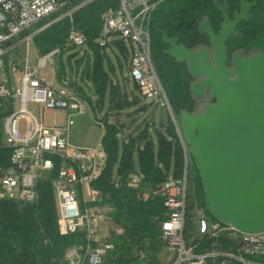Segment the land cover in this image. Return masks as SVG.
<instances>
[{"label":"built area","instance_id":"obj_1","mask_svg":"<svg viewBox=\"0 0 264 264\" xmlns=\"http://www.w3.org/2000/svg\"><path fill=\"white\" fill-rule=\"evenodd\" d=\"M93 1L0 0V109L6 111L1 122L2 142L11 149L10 167L0 169V198L25 203L35 201L36 184L42 173L46 174L52 181L57 201L60 232H85L84 244L72 245L65 252L70 264H101L112 248L110 238L100 234V223L107 219V213L101 203L102 192L93 185L103 172L106 153L101 144L87 147L69 143L72 116L91 112L90 103L76 86L44 81L37 69L47 63L53 66L55 55L63 49L87 43L88 37L73 23L72 13ZM163 1L118 0L116 7L105 12L96 37L100 46L117 38L124 41L130 52V78L138 84L146 100L159 99L166 106L182 147L180 176L169 175L160 187L152 189L144 184L143 175L134 170L128 175L129 183L144 190L148 188L146 194L157 195L163 200L166 211L160 221V234L172 251L168 264H264V230L245 231L216 215L199 212L194 215V228H187L190 147L151 54V20L155 8ZM58 11L63 12L57 19L71 18L64 45L37 56L35 64L31 63L26 50L18 83L4 77L3 60L16 47L18 41L14 39L34 23ZM30 38V35L25 36L27 44ZM17 70L19 67L11 63L9 71ZM30 102L37 107H28ZM58 110L63 111L64 121H47L45 113ZM111 230L121 233L123 229L114 226ZM208 240L209 244L202 245Z\"/></svg>","mask_w":264,"mask_h":264},{"label":"trees","instance_id":"obj_2","mask_svg":"<svg viewBox=\"0 0 264 264\" xmlns=\"http://www.w3.org/2000/svg\"><path fill=\"white\" fill-rule=\"evenodd\" d=\"M258 1L264 4V0ZM117 5L118 0H95L72 13L73 23L84 30L88 37L87 44L94 52L88 76L96 87L99 103L104 101L110 88L111 65L106 66L109 62L105 59L104 50L108 45H114L124 56L130 53L122 39H113L106 46H100L96 41L105 12ZM175 9L178 8L165 6L153 17L151 26L154 28L156 19L172 14ZM70 23L71 18L64 16L33 35V43L41 55L64 45ZM158 54L157 70L166 92L168 90L172 96L173 111L179 114L181 108L192 110L188 73L168 55L161 51ZM77 89L90 103L91 97L81 88ZM110 92L111 105L117 110L135 106L139 102L136 96L115 101V91L112 89ZM140 109L145 110L146 105L140 106ZM5 114L6 111L0 109V169H7L11 165V149L2 142L1 122ZM102 123L104 132L101 145L106 153V163L93 185L102 192L101 203L110 207L106 213L111 225L123 230L121 233L111 230L109 238L112 248L101 264H161L156 253L165 244L160 234V221L166 211L163 200L157 195L146 194L148 188L144 190L130 184L128 175L134 170L138 171L143 175L144 184L152 189L160 187L169 175H181L183 152L173 122L169 117L166 123L158 126L145 123L135 134H128L126 138L119 136L126 129L123 124L109 121L106 117ZM36 187L38 196L33 202L0 198V264H70L65 257L67 248L85 242L84 230L60 232L51 179L46 174L42 175ZM202 193L205 195L203 186ZM194 215L188 208L189 229L194 228ZM206 244H209V240L202 243Z\"/></svg>","mask_w":264,"mask_h":264},{"label":"water","instance_id":"obj_3","mask_svg":"<svg viewBox=\"0 0 264 264\" xmlns=\"http://www.w3.org/2000/svg\"><path fill=\"white\" fill-rule=\"evenodd\" d=\"M239 4L231 22L227 4L215 0L224 15L218 36L207 19L200 25L213 43L214 66L206 49L195 52L162 33L170 43L167 52L178 61L188 57V71L202 77L190 85L192 94L203 101L209 91L214 99L197 111L181 108L178 114L200 166L208 205L216 216L257 232L264 230V54L236 59L234 69L223 64L225 40L248 8L246 0Z\"/></svg>","mask_w":264,"mask_h":264},{"label":"rangeland","instance_id":"obj_4","mask_svg":"<svg viewBox=\"0 0 264 264\" xmlns=\"http://www.w3.org/2000/svg\"><path fill=\"white\" fill-rule=\"evenodd\" d=\"M170 2L172 0H169ZM174 1V0H173ZM172 1V2H173ZM183 2V0H179ZM170 4L168 1L160 2L153 12V17L165 6ZM63 11L54 12L51 15L42 18L40 21L34 23L26 31L19 34L14 40L18 41L16 47L11 49L3 60L5 66V76L13 79L14 83H18L17 77L20 75V69L15 72L9 71L11 63H14L17 67L23 65L26 50L29 52V58L32 64L36 63L37 56H40L38 49L33 43V35L40 29L44 28L51 22L55 21L57 17ZM152 17V19H153ZM30 35V41L27 44L24 39L25 36ZM152 41L154 34L151 31ZM152 62L156 70L158 69V51L159 48L153 45L152 42ZM105 59L111 65L110 74V88L106 93L104 101L99 103L98 94L96 92L95 85L89 79V71L92 67L94 60V52L89 44H83L81 46H69L62 50V52L55 55L54 67L47 63L42 66H38L37 72L39 77L47 82L54 83H68L81 88V90L91 97L90 108L85 113H77L72 116L73 123L69 127L68 141L75 146H88L96 147L99 145L104 128L95 123L97 121H103L106 117L109 121H118L119 124H123L126 127V131L119 133L120 138H126L128 134H135L137 129L141 128L145 123L151 122L153 125L158 126L160 123H166L169 118V113L165 105L160 103L159 99L148 101L141 95L139 87L134 83L128 74L129 54L124 56L119 53L118 49L114 45H108L104 50ZM109 68V67H108ZM158 72V70H157ZM159 74V73H158ZM11 76V77H10ZM114 90V99L120 100L125 98H132L136 96L139 100L138 104L129 108L116 109L110 102V90ZM167 96L171 104L172 109V96L167 90ZM146 105L145 110H141L140 106ZM37 105L35 103H29L28 107ZM38 113V112H37ZM92 113V114H91ZM175 113V112H174ZM179 120L178 114L175 113ZM47 121L52 120L51 113H45ZM189 168H188V183H187V200L190 213H213L210 209L206 193H202V186L204 188L200 166L194 156L192 150H189ZM44 175V173H42ZM205 191V189H204ZM106 212L110 209L107 204H104ZM213 215H215L213 213ZM107 219H103L100 223V234L102 237H109L111 235V227H113ZM195 225V222L192 224ZM156 256L161 264H168L172 258V251L168 249L166 244H163L161 249L157 251Z\"/></svg>","mask_w":264,"mask_h":264},{"label":"flooded vegetation","instance_id":"obj_5","mask_svg":"<svg viewBox=\"0 0 264 264\" xmlns=\"http://www.w3.org/2000/svg\"><path fill=\"white\" fill-rule=\"evenodd\" d=\"M173 1V0H172ZM170 2L171 6L178 9L171 14H167L154 22L155 27L151 26V31L154 34L153 45L158 47L161 53L168 55L172 61L180 63L189 78V94L193 104L192 111H197L202 108L203 104L214 99L210 96L209 91H206L203 101H199L196 96L190 91V85L202 79L201 76L193 75L188 71L189 58L176 60L167 50L170 43L165 42L163 33L166 36L175 38L178 44H183L187 48L199 52L201 49H206L210 58L211 64L216 65L213 57V43L209 35L200 29V25L205 19L214 31L215 35H219L221 23L224 21L223 12L215 5V0H183L181 5L179 0ZM221 3H226L228 6L227 12L229 19L233 22L235 11L240 12V0H220ZM248 8L245 16L240 17L225 40V58L223 64L228 69L235 68L236 59H246L255 53L264 54V4L258 0H246ZM181 6V9H180ZM200 61V57L198 56Z\"/></svg>","mask_w":264,"mask_h":264},{"label":"crops","instance_id":"obj_6","mask_svg":"<svg viewBox=\"0 0 264 264\" xmlns=\"http://www.w3.org/2000/svg\"><path fill=\"white\" fill-rule=\"evenodd\" d=\"M9 67V66H8ZM16 73V72H15ZM11 77V76H10ZM13 80V79H12ZM48 113H51L52 115V120L51 121H58V122H63L64 121V113L62 110L58 111H49ZM92 114V113H91ZM101 144V141L100 143ZM88 147V146H87Z\"/></svg>","mask_w":264,"mask_h":264}]
</instances>
